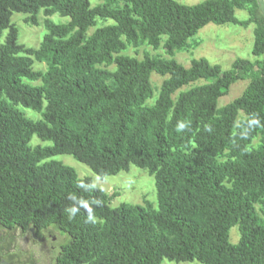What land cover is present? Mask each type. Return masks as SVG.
<instances>
[{"label":"trees","instance_id":"16d2710c","mask_svg":"<svg viewBox=\"0 0 264 264\" xmlns=\"http://www.w3.org/2000/svg\"><path fill=\"white\" fill-rule=\"evenodd\" d=\"M13 12L31 25L42 12L38 47L17 41ZM54 13L68 21L55 23ZM96 18L114 23L86 35ZM207 23L253 24L252 59L236 57L227 69L204 57L177 62L174 53ZM5 29L0 227L67 234L54 264H264L263 0H0V35ZM143 44L169 57L123 53ZM151 72L163 77L154 103ZM237 80H247L240 95L217 107ZM32 135L51 144L32 146ZM60 154L100 178L145 168L157 208L146 200L111 206L91 178L50 159Z\"/></svg>","mask_w":264,"mask_h":264},{"label":"rangeland","instance_id":"374dc122","mask_svg":"<svg viewBox=\"0 0 264 264\" xmlns=\"http://www.w3.org/2000/svg\"><path fill=\"white\" fill-rule=\"evenodd\" d=\"M183 4H195L203 0H176ZM101 0H89L91 6L99 4ZM24 14L13 12L10 21L18 30L17 41L26 46L38 47L44 35L45 27L42 23L43 14L38 13L39 23L37 25L27 24L23 21ZM234 16L239 20L247 18L245 10L237 9ZM55 23H64L68 17L60 16L54 13L50 16ZM112 19L96 18L95 24L86 30L89 35L94 29L113 24ZM7 30H3L0 35V44L4 40ZM253 41V24L246 27L233 23L214 24L207 23L198 32L188 39L189 49L177 51L172 56L184 67L189 66L191 58L204 57L211 64H218L222 69L230 67L231 62L236 57L252 59L250 49ZM124 54L133 55L142 58L145 53L150 55H159L169 57L164 53L162 46L152 49L147 45L138 47L129 46ZM46 67L43 62H34L33 68L44 70ZM108 68H112L109 66ZM162 76L151 72L150 83L152 87V97L147 99L149 103H154L158 95ZM31 84H39L40 81H29ZM247 84V80H237L230 85L228 92L217 99V107H220L235 97L240 95ZM186 87V86H185ZM183 87V88H185ZM25 115L31 119L40 118V113L28 108H21ZM242 116V113H238ZM238 116V117H239ZM257 138H254L252 144H256ZM32 146L50 145V141H42L36 135H32L29 141ZM50 159L60 161L61 163L72 167L78 177H89L92 183L104 190L109 196V204L118 206L121 203L143 204V200L148 201L154 208H157L156 189L154 178L149 175L145 168L130 165L127 171H120L115 175H107L100 178L94 174L88 166L75 160L67 154L54 155ZM258 207V205H256ZM0 227V258L9 264H54L57 255L58 246H62L68 241V235L62 233L54 226H50L43 231L44 239L42 241L33 237L32 231L22 232L19 229L6 230ZM229 241L236 243L239 238L238 229L232 226L229 229ZM56 247L51 248L54 244ZM160 264H202L196 260L193 261H170L163 259Z\"/></svg>","mask_w":264,"mask_h":264},{"label":"flooded vegetation","instance_id":"af4514ba","mask_svg":"<svg viewBox=\"0 0 264 264\" xmlns=\"http://www.w3.org/2000/svg\"><path fill=\"white\" fill-rule=\"evenodd\" d=\"M1 229L4 230L5 228H1ZM45 229H46V228H45ZM45 229H42V230L37 231V232H33V231L31 230V231H32V234H33V237H34L35 239H37V240L42 241V240L44 239L42 233H43V231H44ZM6 230L10 231L9 229H6ZM13 230H16V229H13ZM20 231H21V230H20ZM28 231H29V230L22 231V232H28ZM54 247H56L55 243L51 245V248H54ZM59 249H60V247L58 246V251H59ZM58 251H57V253H58ZM0 264H9V263L5 262L2 258H0Z\"/></svg>","mask_w":264,"mask_h":264},{"label":"water","instance_id":"95a60500","mask_svg":"<svg viewBox=\"0 0 264 264\" xmlns=\"http://www.w3.org/2000/svg\"><path fill=\"white\" fill-rule=\"evenodd\" d=\"M263 2H264V0H263Z\"/></svg>","mask_w":264,"mask_h":264}]
</instances>
